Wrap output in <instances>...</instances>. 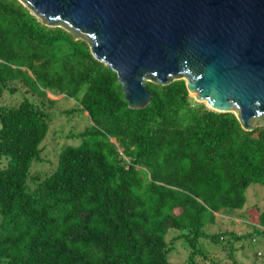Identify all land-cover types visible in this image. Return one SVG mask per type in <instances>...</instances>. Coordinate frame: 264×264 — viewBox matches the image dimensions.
<instances>
[{
    "label": "trees",
    "instance_id": "1",
    "mask_svg": "<svg viewBox=\"0 0 264 264\" xmlns=\"http://www.w3.org/2000/svg\"><path fill=\"white\" fill-rule=\"evenodd\" d=\"M19 85L32 98L0 106V264H170L179 240L200 264L203 241H226L233 254L251 236L206 228L244 209L251 185L264 187V127L247 132L234 114L194 103L184 81L147 83L151 104L132 110L86 43L0 0V100ZM48 93L74 99L91 124L42 176L31 170L50 132ZM260 222L264 237V211Z\"/></svg>",
    "mask_w": 264,
    "mask_h": 264
},
{
    "label": "water",
    "instance_id": "2",
    "mask_svg": "<svg viewBox=\"0 0 264 264\" xmlns=\"http://www.w3.org/2000/svg\"><path fill=\"white\" fill-rule=\"evenodd\" d=\"M42 25L88 45L132 110L147 83L184 81L208 109L264 127V0H19Z\"/></svg>",
    "mask_w": 264,
    "mask_h": 264
},
{
    "label": "rangeland",
    "instance_id": "3",
    "mask_svg": "<svg viewBox=\"0 0 264 264\" xmlns=\"http://www.w3.org/2000/svg\"><path fill=\"white\" fill-rule=\"evenodd\" d=\"M19 86L16 93L10 91L4 93L0 100V106L14 107L18 106L26 97L32 98L31 94L27 93V88ZM48 97L56 101L49 110L52 120L50 132L42 145L44 148L41 155L43 162L35 164L31 170V174L42 176L48 175L56 169L58 153L63 146L80 143L78 140H72L70 134L84 132L91 124L88 114L79 109L74 99L67 98L65 95L54 96L51 93H48ZM36 99L37 101L33 98L38 103L39 98L36 97ZM191 99L196 104L205 105L198 103L194 98ZM6 165L7 160L0 157V168ZM246 196L247 203L244 209L234 213L217 214L216 223L209 225L206 231L211 234L233 232L240 236H251L240 242H235L233 254H231L230 247L225 248L226 241L219 245L209 240L203 241L209 258L206 261L196 258L200 264H213V261L218 264H264V237L255 232V227L262 228L260 216L264 211V187L259 184L251 185ZM175 232L176 230L169 232L167 238L169 243L174 241V237L177 235ZM170 245L172 246L169 254L170 264H189L187 259L190 250L185 242L179 240Z\"/></svg>",
    "mask_w": 264,
    "mask_h": 264
}]
</instances>
